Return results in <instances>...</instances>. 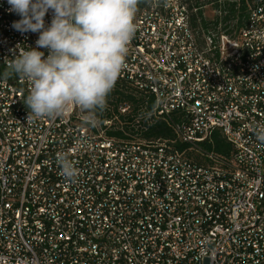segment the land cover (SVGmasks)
<instances>
[{
  "label": "built area",
  "instance_id": "2783aa9c",
  "mask_svg": "<svg viewBox=\"0 0 264 264\" xmlns=\"http://www.w3.org/2000/svg\"><path fill=\"white\" fill-rule=\"evenodd\" d=\"M9 8L0 0V264H264V0L138 7L96 126L76 107L28 116L29 83L2 74L39 33L14 29ZM157 120L174 137L145 138ZM214 131L229 156L203 149Z\"/></svg>",
  "mask_w": 264,
  "mask_h": 264
},
{
  "label": "clouds",
  "instance_id": "9594fccd",
  "mask_svg": "<svg viewBox=\"0 0 264 264\" xmlns=\"http://www.w3.org/2000/svg\"><path fill=\"white\" fill-rule=\"evenodd\" d=\"M142 2L148 0H7L9 11L21 17L12 27L39 33L35 48L18 45L19 54L9 59L2 74L29 83L23 100L29 117L55 119L76 107L85 114V124L100 122L97 112L105 110L124 67ZM50 10L52 19L46 25ZM39 49H46L47 55ZM257 139L264 141V128ZM57 162L66 180L78 177L65 155H58Z\"/></svg>",
  "mask_w": 264,
  "mask_h": 264
},
{
  "label": "trees",
  "instance_id": "16d2710c",
  "mask_svg": "<svg viewBox=\"0 0 264 264\" xmlns=\"http://www.w3.org/2000/svg\"><path fill=\"white\" fill-rule=\"evenodd\" d=\"M146 2H142L139 4L138 7H142ZM244 9L242 6H240V11ZM229 10L231 12V15H233V4L229 5ZM242 13H240V16ZM230 17H225L224 20L229 19ZM121 98V96L119 97ZM140 99L135 100L132 99V104L134 107V110L138 108V104H140ZM148 108H152V101L149 98L147 102ZM146 119V117H145ZM132 132H135V130H132ZM156 137H164V138H172L174 137V133L172 132V129L170 126H168L164 121L157 120L151 124L148 125L147 129L145 130V138H156ZM203 149L205 152H212L216 155L227 157L231 153V146L230 144L220 135L218 131H214L209 139L208 142H205L203 144Z\"/></svg>",
  "mask_w": 264,
  "mask_h": 264
}]
</instances>
